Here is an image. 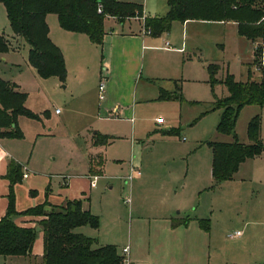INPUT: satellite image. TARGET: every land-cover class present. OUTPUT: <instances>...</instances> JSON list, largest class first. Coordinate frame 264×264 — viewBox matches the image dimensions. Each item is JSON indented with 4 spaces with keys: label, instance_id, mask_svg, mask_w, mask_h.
<instances>
[{
    "label": "rangeland",
    "instance_id": "1",
    "mask_svg": "<svg viewBox=\"0 0 264 264\" xmlns=\"http://www.w3.org/2000/svg\"><path fill=\"white\" fill-rule=\"evenodd\" d=\"M262 19L264 23V16ZM200 26L194 35H186L189 46L196 41L193 37L198 36L203 49L200 60L187 59L191 51L188 46L184 59L178 55L174 62L168 60L163 66L167 58L160 50L148 51L129 91L116 85L109 99L105 92L106 97L99 100L97 85L105 74L107 56L103 60L98 52L95 60H88L80 72L84 74L81 84L85 86L81 91L76 90L78 77L74 70L67 71L64 80L56 76L38 77L26 66L28 44L23 38L12 36L6 8L0 2V31L10 43V50L0 53V77L20 85L30 111L51 112L44 124L21 118L24 150L31 159V168L27 167L30 171H22L30 178L51 175L57 190L58 175L89 173L88 154L94 148L88 138L93 131L112 136L103 152L107 160L103 176L89 178L94 191L91 203L97 211L94 215L104 223L103 232L99 229L98 234L106 233V221L113 213L127 223L117 239V250L120 253L123 246L129 245L138 264H247L248 259L253 264L252 253L264 246V107H242L234 130L238 142L250 143L247 125L259 115L260 152L241 162L229 180L215 182L211 173L210 143L232 142L234 137L216 130L222 110L210 109L216 98L228 93L222 82L227 74L236 81H246L252 71L258 79L259 71L249 64L252 46L237 35L234 24ZM210 63L218 65L213 85L208 72ZM177 89L184 100L160 98L161 90L175 93ZM106 102H114L119 109L106 111ZM56 109L59 114L54 113ZM157 117L161 122H156ZM166 127L172 128L167 136L155 132ZM150 135L153 141L145 146L142 140ZM129 160L141 162L137 165L145 178L138 186L136 179L127 184L122 177L127 173ZM23 180L26 185V179ZM63 191L64 187L59 193ZM37 192L42 195L38 187ZM160 203L162 212L171 209L173 216L182 217L189 211L209 219L205 246L187 242L188 234L174 239L169 232L154 231L153 224L160 223ZM236 230H241L242 235L230 237ZM98 234L95 236L100 240L102 236ZM30 255L0 256V264H42L38 236Z\"/></svg>",
    "mask_w": 264,
    "mask_h": 264
},
{
    "label": "trees",
    "instance_id": "2",
    "mask_svg": "<svg viewBox=\"0 0 264 264\" xmlns=\"http://www.w3.org/2000/svg\"><path fill=\"white\" fill-rule=\"evenodd\" d=\"M6 8L12 32L28 44V63L42 77L56 76L64 80L66 68L60 49L48 37L46 15L56 14L61 28L86 34L90 41L101 45L105 34L104 20L115 17L120 21L127 17H142V8L135 3L118 0H0ZM168 11L160 17H144L145 28L158 36L170 29L175 20L233 21L237 32L254 45L252 65L259 71V80L249 75L246 81H236L227 74L222 82L227 95L216 98L210 110L220 108L221 115L216 130L233 134L232 142H211V173L215 182L229 180L241 162L260 152L261 117L255 115L247 125L250 143L243 144L235 138L237 116L242 107L254 104L264 107V0H166ZM100 8V11H98ZM9 50V43L0 31V53ZM218 65L210 63V83ZM161 99L184 100L177 89L175 93L160 92ZM26 94L19 91L13 82L0 78V138H22L17 125L18 116L40 119V115L25 107ZM47 115V111L42 113ZM172 130L166 133H171ZM110 136L95 134L94 144H105ZM21 166L11 161L6 178L9 180L8 204L0 217V256H29L37 235L35 227L21 226L15 222L20 215L38 216L37 225L43 232L42 264H120L121 256L115 245L92 247L95 239L75 233L81 225L99 226V217L88 209H81L80 200L67 201L63 206H51L47 201L23 211L15 208L13 185L20 181ZM207 220L200 225L208 229Z\"/></svg>",
    "mask_w": 264,
    "mask_h": 264
},
{
    "label": "crops",
    "instance_id": "3",
    "mask_svg": "<svg viewBox=\"0 0 264 264\" xmlns=\"http://www.w3.org/2000/svg\"><path fill=\"white\" fill-rule=\"evenodd\" d=\"M118 1L135 3L137 5H140L142 8V14L144 16L160 17V16H164L168 11V5L166 0H118ZM50 14L53 13H49V15L47 14L45 18L46 23L48 25V37L51 40V42L55 44L62 52L66 72L74 70L73 72L77 73L76 74V76L78 77L76 83L77 91H81L85 88V86L81 84L82 81L81 79L84 76V74L80 72H82L88 60L89 59L95 60L98 52H101L103 60H105V56H107V60L105 63L107 65V68H105L106 70L104 69L105 74L104 76H102V79H104L105 81V92L107 94L108 99L109 97H111L112 91L116 85H119L121 89L124 88L125 92L129 91L133 81L136 80L139 67H141V65L143 67V64L145 62V57L148 56V53L146 52L151 50L152 51L160 50L164 58H167V60H163V66L166 65L168 60H172L174 62L176 56L178 55L179 56L181 55L184 59V55H186L189 46L188 37H186V35L187 33H191L193 35L197 33L198 29L201 27L200 24H206V25L234 24L237 35L240 38H244L243 36H240L238 34L237 24L233 21L223 22V21H206V20H186L184 22H181L175 20L171 23L170 29L167 32H164L158 36H153L151 33L143 34V29L145 26H144V20L141 16L127 17L123 19V21H120L115 17L108 16L104 20L105 34L103 37L102 44L96 45L92 43L89 37L84 33L69 31L61 28L58 23L56 14H53L55 17H52ZM109 21L110 23H107ZM12 36L14 38L17 37V35H15L14 33H12ZM197 37L198 36L193 37L196 39V41L191 42L189 46L191 48V51L188 52L189 54L187 59L193 60V58H198L200 60V56L202 55L201 51L203 49L200 48L201 42L200 40H197ZM244 39L247 40L246 38ZM165 41H168L170 48L166 49L163 47ZM247 42L251 44L252 54H253L254 45L249 40H247ZM9 50H10V43H9ZM8 51L2 52L1 54L7 53ZM151 59L152 58L149 57V61H151ZM253 59H254V54L252 61ZM252 61L249 63L250 66L252 65ZM26 66L31 71H34L36 73L35 69L28 63V60ZM251 68L253 69L252 66ZM36 75L40 77L37 73ZM249 75H251L252 79L255 80H259L260 78L259 75L258 79H256V77L254 76L255 74L253 75L252 71L249 73ZM5 81L13 82L16 85L17 89L19 91H22L20 85H18L15 81L7 80V79ZM97 89H98V85H97ZM105 104H107V107L105 108L106 111H117L119 109V107L117 108V105L114 102H109V103L106 102ZM45 111H47L46 116L42 115V113L44 112L43 111L38 113L40 114L41 117L40 119L30 118V120L44 124V122L48 120V118L51 115L50 110L49 111L45 110ZM54 113L59 114L57 109L55 110ZM21 118L22 116H18L17 118L18 127L22 123ZM157 119L160 118L157 117L156 122H161V119L160 121H158ZM50 130L51 129L48 128L46 130V133L49 134L48 131ZM169 130H172V128L166 127L164 129H156L155 132L160 133L162 136H167L166 132ZM95 134L107 135L99 132L98 130L93 131L89 135L88 141L90 143L91 148L93 147L94 150L92 152L90 151L88 154V159H89L88 174L84 176L58 175L59 179L57 181L58 183V189H57L58 191H57L53 186L51 175L49 176L42 175L41 177L30 178L29 175L23 177L24 171H22L20 181L16 182L13 185L16 210L23 211L29 207H33L44 201H47L49 203L46 206V208L50 209L51 206L65 205L67 201L80 200L82 210L88 209L92 214L97 213V211L95 210V208L91 203L90 196L91 194L94 193V191H93V185L91 186V182L89 178L90 176L93 175L103 176L107 161L106 158H104L103 156V152L107 147L106 145H109L110 141L113 140V137L110 136L109 140L105 144H94L93 140ZM78 135L80 136V134ZM31 136L33 137L34 135ZM151 136L153 135H150L145 140H142V144H144L145 146H149L150 141H153L150 139ZM24 141H25L24 135L22 138H8V137L0 138V217H2L5 214L8 204V194H9L10 186H9V180L6 178V173L8 170L9 163L11 161H15L21 166V169L24 168L26 171H30L27 169V167L31 168V165H29V161L31 159L30 157L27 158V151L24 150V146H25L23 143ZM130 163L136 165L137 167H139L137 164L139 163L141 164L139 160L136 161V163H134L132 160H129L127 172L129 170ZM142 176L143 174L141 171L140 175L134 178L136 179L135 186H138L144 180L145 176L143 177ZM23 179H26L27 181L26 185L25 184L23 185V181H24ZM132 181L125 183L131 184ZM37 187L40 188L42 191L41 196L38 195ZM62 187H64V191L63 193H59V190ZM161 207H162V203H160L159 207H157V210L160 212L158 214L160 218L159 221L160 223L155 222L153 224L152 229H154V231H158V229H161L164 232H169V234L174 236V239L178 235H181V237H185L186 234H188L186 240L187 242L191 243L193 246L197 244H199L201 247L205 246V233H207V231H209L210 229L209 219H207L208 222L206 223L208 224V229H204L200 225V220H206L205 218H202L196 214L193 215L189 211L186 212L184 216L177 217L171 214V209H168V211L166 209L164 212H162V209H160ZM109 218L110 221L109 222L106 221L107 224H106L105 234L103 233L101 235V232H103L101 228H103L104 225L102 219L100 220L99 226L97 228H93L90 225H81L76 227L74 229V232L95 239L94 244L96 245V247L99 245L112 244L115 245V247L117 248L118 247L117 239L125 231V228L123 226L125 222L121 221V217L116 215V213L109 215ZM39 219L40 217L38 216L20 215L15 217V222L21 226H31L36 228L39 227L37 225V221ZM157 224H159V227L157 226ZM125 225L127 226V223ZM99 229L101 232L98 234ZM130 229H132L131 225H130ZM97 234L98 237L100 238L102 236L100 240L95 236ZM240 235H242V231ZM36 236L40 238V242L42 243V254H43V232L41 228L40 231H37ZM238 236H234V237H238ZM127 246H128L127 256L130 260V263L138 264L137 262L139 261L138 258H136V256L133 254L129 245ZM209 246L210 245H208V247ZM255 250L256 251H254V253H252L251 256L253 264H262L264 262L263 260L264 246H261ZM119 254H121V251ZM250 262L251 261L248 259L247 264H250Z\"/></svg>",
    "mask_w": 264,
    "mask_h": 264
},
{
    "label": "built area",
    "instance_id": "4",
    "mask_svg": "<svg viewBox=\"0 0 264 264\" xmlns=\"http://www.w3.org/2000/svg\"><path fill=\"white\" fill-rule=\"evenodd\" d=\"M98 11H100V8H98ZM144 15H142V18L144 20ZM151 33V29L150 28H145L143 29V34H150ZM164 48L168 49L170 48L168 41L164 42L163 45ZM105 97V81L104 79L100 80L98 83V99L102 100ZM158 121H160V119H157ZM140 169L139 167H137L136 165H133L132 163H130L129 165V170L128 172L123 176V179L125 180V182H131L135 177L140 175ZM27 174L26 172L23 173V177H26ZM126 201H129V197L126 198ZM241 234V231L237 230L233 233H230L229 236L230 237H234V236H238ZM128 254V246H125L122 248L121 250V264H131L130 260L127 256Z\"/></svg>",
    "mask_w": 264,
    "mask_h": 264
},
{
    "label": "water",
    "instance_id": "5",
    "mask_svg": "<svg viewBox=\"0 0 264 264\" xmlns=\"http://www.w3.org/2000/svg\"><path fill=\"white\" fill-rule=\"evenodd\" d=\"M36 231H40V227H36Z\"/></svg>",
    "mask_w": 264,
    "mask_h": 264
}]
</instances>
